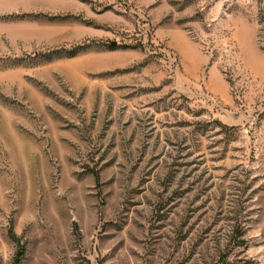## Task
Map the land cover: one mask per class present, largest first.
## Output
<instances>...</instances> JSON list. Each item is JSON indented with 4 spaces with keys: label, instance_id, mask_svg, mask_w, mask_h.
<instances>
[{
    "label": "rangeland",
    "instance_id": "374dc122",
    "mask_svg": "<svg viewBox=\"0 0 264 264\" xmlns=\"http://www.w3.org/2000/svg\"><path fill=\"white\" fill-rule=\"evenodd\" d=\"M264 264V0H0V264Z\"/></svg>",
    "mask_w": 264,
    "mask_h": 264
},
{
    "label": "trees",
    "instance_id": "16d2710c",
    "mask_svg": "<svg viewBox=\"0 0 264 264\" xmlns=\"http://www.w3.org/2000/svg\"><path fill=\"white\" fill-rule=\"evenodd\" d=\"M20 256H22V251H20V252L17 254V256H16V258H15V264L19 261Z\"/></svg>",
    "mask_w": 264,
    "mask_h": 264
}]
</instances>
